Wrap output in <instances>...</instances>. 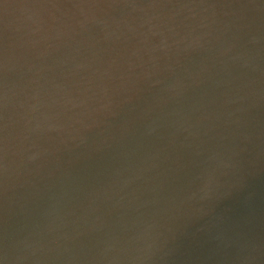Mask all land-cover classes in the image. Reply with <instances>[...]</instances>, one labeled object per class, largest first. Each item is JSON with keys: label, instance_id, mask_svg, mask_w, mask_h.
I'll use <instances>...</instances> for the list:
<instances>
[{"label": "water", "instance_id": "95a60500", "mask_svg": "<svg viewBox=\"0 0 264 264\" xmlns=\"http://www.w3.org/2000/svg\"><path fill=\"white\" fill-rule=\"evenodd\" d=\"M4 264H264V0H3Z\"/></svg>", "mask_w": 264, "mask_h": 264}, {"label": "clouds", "instance_id": "9594fccd", "mask_svg": "<svg viewBox=\"0 0 264 264\" xmlns=\"http://www.w3.org/2000/svg\"><path fill=\"white\" fill-rule=\"evenodd\" d=\"M0 264H4V260L3 259H0Z\"/></svg>", "mask_w": 264, "mask_h": 264}, {"label": "snow or ice", "instance_id": "6c2138e0", "mask_svg": "<svg viewBox=\"0 0 264 264\" xmlns=\"http://www.w3.org/2000/svg\"><path fill=\"white\" fill-rule=\"evenodd\" d=\"M3 2V0H0V3H2Z\"/></svg>", "mask_w": 264, "mask_h": 264}]
</instances>
